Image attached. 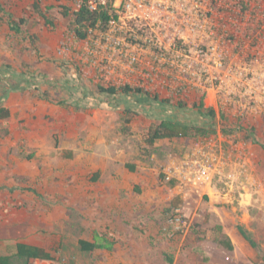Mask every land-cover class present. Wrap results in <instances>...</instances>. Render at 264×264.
<instances>
[{
  "label": "rangeland",
  "instance_id": "374dc122",
  "mask_svg": "<svg viewBox=\"0 0 264 264\" xmlns=\"http://www.w3.org/2000/svg\"><path fill=\"white\" fill-rule=\"evenodd\" d=\"M78 1L38 0L45 21L34 0H0V95L22 85L0 103V255L22 242L52 260L10 264H264V0H97L111 20L85 40L60 11ZM123 84L149 96L98 89ZM116 100L137 114L102 106ZM165 116L207 134L147 145ZM96 235L112 249L81 251Z\"/></svg>",
  "mask_w": 264,
  "mask_h": 264
},
{
  "label": "trees",
  "instance_id": "16d2710c",
  "mask_svg": "<svg viewBox=\"0 0 264 264\" xmlns=\"http://www.w3.org/2000/svg\"><path fill=\"white\" fill-rule=\"evenodd\" d=\"M34 10H38L41 16L47 21V17L44 15L45 11L39 9L38 0H34L33 2ZM47 7L45 8V10ZM60 11L63 16H69L71 18L72 23V32L74 38L78 40H85L88 38L94 30L106 31L108 29V23L111 20V14L108 9L103 4H98L95 8L90 7L87 0H79L78 5L76 7H67L65 5L60 6ZM26 21L22 18L17 22L9 21V28L16 34L22 32V25ZM36 40V38H34ZM22 85L20 82L17 84H10L7 88H3V92L0 95V103L5 99L8 95L9 91L17 90L21 88ZM100 92L107 94L113 99H117L118 96L124 98L125 96L142 95V97L147 98L149 93L144 91L143 88L139 86H132L130 84H123L120 86H108V87H99ZM161 100V101H160ZM157 101V98L154 97V101L158 104L161 102L168 103L167 100L160 99ZM102 106L113 109V110H122L124 112H129L133 114H137L134 109H132L128 104L121 102V100H116L112 103H103ZM180 107H183L182 105ZM195 107L199 109L204 115H207L210 119H214L216 117V111L214 108H205L203 101L200 100ZM9 116V110L0 105V120L5 119ZM223 113H221V117ZM223 132H227V130H223ZM196 133L207 134V129L205 127H201L199 125H192L191 123L182 122L178 117H162L159 118V121L156 124H153L148 127V131L145 137V143L147 145H154L156 142L162 140H169L174 138H182V137H191ZM63 153L65 157L71 158L72 153L70 150H64ZM128 169L132 171L135 167L133 164H127ZM97 174L93 177L95 179ZM237 229L241 233V235L251 244L253 247H258L256 242L251 238L249 233H247L240 225H237ZM103 242L98 241L97 235L92 237L91 240L79 239L78 245L81 251L90 252L95 249H105L111 250L112 243L103 239ZM219 244H223L227 247V249H232V244L229 238L224 234L222 238L217 239ZM12 257L24 258V259H39L49 261L52 260V256L49 252H47L43 247L18 242L15 244V251L13 256L9 254L0 255V264H10ZM171 261V259H169Z\"/></svg>",
  "mask_w": 264,
  "mask_h": 264
},
{
  "label": "built area",
  "instance_id": "2783aa9c",
  "mask_svg": "<svg viewBox=\"0 0 264 264\" xmlns=\"http://www.w3.org/2000/svg\"><path fill=\"white\" fill-rule=\"evenodd\" d=\"M90 7L95 8L98 4H102V3H98L97 0H87ZM110 22V21H109Z\"/></svg>",
  "mask_w": 264,
  "mask_h": 264
}]
</instances>
